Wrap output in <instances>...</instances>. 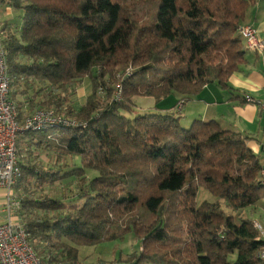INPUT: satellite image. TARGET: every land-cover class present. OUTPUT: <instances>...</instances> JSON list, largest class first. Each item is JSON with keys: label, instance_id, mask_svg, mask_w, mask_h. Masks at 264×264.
<instances>
[{"label": "trees", "instance_id": "16d2710c", "mask_svg": "<svg viewBox=\"0 0 264 264\" xmlns=\"http://www.w3.org/2000/svg\"><path fill=\"white\" fill-rule=\"evenodd\" d=\"M256 1L0 0L21 12L17 28H0L10 90L28 80L92 86L77 109L45 100L84 125L17 136V155L53 147L80 160L55 171L17 160L25 188L77 180L75 202L21 196L17 214L42 263L86 264L78 247L132 233L138 249L108 264H264V234L245 215L264 196L250 138L212 119L184 126L177 113L134 109L136 97L227 88L245 62L238 28ZM199 188L214 199L197 202Z\"/></svg>", "mask_w": 264, "mask_h": 264}, {"label": "crops", "instance_id": "0c3cea01", "mask_svg": "<svg viewBox=\"0 0 264 264\" xmlns=\"http://www.w3.org/2000/svg\"><path fill=\"white\" fill-rule=\"evenodd\" d=\"M20 14V11L8 7L5 2L0 3V28L5 24L11 26V30L15 29L14 22L15 25L19 24ZM16 17L19 22L15 20ZM241 25H251L257 36L264 39V0H257L246 10ZM1 31L5 34L7 28H1ZM242 44L244 45L243 41ZM246 94L253 98L254 103L245 102L243 96ZM151 101L148 108L177 113L181 116V122L185 119L187 125L196 118L205 121L212 119L224 129L249 137V147L259 155V162L264 165V113L261 111L264 106L263 55L247 52L245 62L229 77L228 87L225 89L216 83H210L196 95L185 97L171 94L157 103L154 99ZM29 113L31 112L25 110L23 115L20 113V117ZM5 201L6 192L0 189V223L6 218ZM246 211L247 209L245 215ZM252 213L253 216H246L255 221L264 234V196L252 206Z\"/></svg>", "mask_w": 264, "mask_h": 264}, {"label": "built area", "instance_id": "2783aa9c", "mask_svg": "<svg viewBox=\"0 0 264 264\" xmlns=\"http://www.w3.org/2000/svg\"><path fill=\"white\" fill-rule=\"evenodd\" d=\"M238 33L248 52L264 56V39L257 36L256 30L251 25H241ZM9 82L0 32V189L6 192V218L0 223V264H43L27 239L24 222L17 214L20 202L13 195V189L21 175L17 165V136L23 131H42L53 126L78 127L84 123L67 117L53 108H37L28 115L20 117L18 105L11 95ZM116 89L119 98L121 86L117 84ZM243 98L245 102L254 103L253 98L248 94ZM261 111L264 113V106L261 107ZM258 178L264 184V165L259 170ZM255 226L260 229L257 223ZM257 256L264 259V248Z\"/></svg>", "mask_w": 264, "mask_h": 264}, {"label": "rangeland", "instance_id": "374dc122", "mask_svg": "<svg viewBox=\"0 0 264 264\" xmlns=\"http://www.w3.org/2000/svg\"><path fill=\"white\" fill-rule=\"evenodd\" d=\"M17 19L18 17H16L15 20L19 22ZM14 27H18V25H15V22ZM91 87L92 86L88 78H84L81 81H77L74 84L67 86V89L65 90H59L58 88L48 86L46 83H42L40 81L38 82L28 80L26 82L22 81L18 88H12L11 90H13L12 97L18 105L21 115H23L25 110L32 112L37 108H45L49 106L54 107L55 105H49L45 103L47 97H51L53 95L62 99L63 104L62 109H60L61 111L68 107L77 109L83 104L85 98L91 93ZM16 91L18 93H16ZM21 92L23 93L21 94ZM15 94L17 95L15 96ZM151 99L153 100L151 97H136L134 99V103L136 104L134 108L135 111L141 112L147 109L152 102ZM54 108H56V106ZM182 123L184 126L187 125V121L185 119L182 121ZM17 160L22 161L23 163H35L37 164V167L42 170L53 171L65 170L67 168L65 167V164H69V166L80 165V160L78 157L60 155L54 150L53 147L48 149H31L28 152L18 154ZM92 175L93 173L91 174L86 172L87 178H90ZM24 184H26V182L21 180L13 189V195L18 201H20L22 195L30 196L32 198L42 196L61 199L63 198L66 200V202L76 201L75 192L77 191V180L74 178L57 180L53 182L48 179L39 180L36 182L35 179H32L26 188L24 187ZM206 199L212 200L214 198L206 190L199 188L196 201H199L200 203ZM246 215L253 216L252 207L247 209ZM34 245L36 252L42 258L43 254H40L41 252L39 251V248H41L39 247L40 245ZM138 247L139 239L136 238L132 233H128L121 240L105 241L90 246H80L78 247V253L79 258L86 264H108L110 261L118 258L120 253H130L134 250H137ZM44 264H50V262H46Z\"/></svg>", "mask_w": 264, "mask_h": 264}]
</instances>
